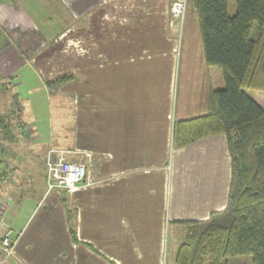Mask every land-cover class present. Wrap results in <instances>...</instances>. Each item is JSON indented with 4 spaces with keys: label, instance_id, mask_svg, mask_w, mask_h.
I'll return each instance as SVG.
<instances>
[{
    "label": "crops",
    "instance_id": "obj_1",
    "mask_svg": "<svg viewBox=\"0 0 264 264\" xmlns=\"http://www.w3.org/2000/svg\"><path fill=\"white\" fill-rule=\"evenodd\" d=\"M171 1L66 0L64 5L56 0V13L64 14L60 20L48 13L39 19L32 5L25 12L15 4L13 15L4 8L5 33L18 31L16 39L39 40L32 57L19 50L26 58L12 76L27 67L44 86L62 72L75 76L50 90L63 96H58L60 105L70 106L73 127L66 142L50 144L45 156L54 148L87 164L77 189L46 193L45 187L21 227L14 229L6 220L18 233L11 264H165L169 226L182 239L181 221L205 220L225 207L231 176L225 135L175 147L173 123L188 117L176 118L169 106L154 109L163 89L169 98L173 84ZM62 35L64 61L56 68L54 47L43 55L40 50L43 42ZM22 119L28 133L36 130L32 118ZM15 129L21 136L19 126ZM33 134L32 140L37 138ZM11 173L14 181L4 187L8 199L23 188Z\"/></svg>",
    "mask_w": 264,
    "mask_h": 264
},
{
    "label": "trees",
    "instance_id": "obj_2",
    "mask_svg": "<svg viewBox=\"0 0 264 264\" xmlns=\"http://www.w3.org/2000/svg\"><path fill=\"white\" fill-rule=\"evenodd\" d=\"M187 2L197 19L205 63L221 68L224 87L208 91L205 113L174 121L172 143L183 147L223 133L231 176L223 209L205 220L180 222L183 235L175 261L228 264V257L250 255L249 264H264V108L245 91L264 90V0H236L233 15L227 13L226 0ZM254 23L256 38L250 36ZM74 77L62 72L45 83L53 88ZM11 114L0 113V131L9 139L14 138ZM70 231L74 234L72 220Z\"/></svg>",
    "mask_w": 264,
    "mask_h": 264
},
{
    "label": "rangeland",
    "instance_id": "obj_3",
    "mask_svg": "<svg viewBox=\"0 0 264 264\" xmlns=\"http://www.w3.org/2000/svg\"><path fill=\"white\" fill-rule=\"evenodd\" d=\"M59 1L65 5L66 0ZM15 4L23 11H27L29 5L35 9L38 8L37 10L41 14L39 19L42 20L46 13L52 19L53 17L58 20L64 18L63 13H56L60 11L57 9L60 5L58 2L56 3V0H0V113L12 111L13 114L8 116L12 119V133L14 134V138L9 139L4 137L3 131H0V168L4 167L10 172H14L15 178H18L17 182L20 181L19 186L22 185L23 187L22 193L17 192L15 197L9 198L6 220L14 224H11L14 229L21 227L24 219L35 206L36 197L46 187L42 177L45 149L50 144L65 143V134L68 135L73 127L70 118V106L65 108L64 104L60 105L58 103L60 94L51 93L52 87L44 86L43 81L39 82L37 73L34 74L30 68L23 67L14 73V76L11 74L13 68L23 66V60L26 58L24 54L28 58L34 55V49L38 47L36 45L39 43L38 38L31 40L28 38L29 36L16 39L20 34L18 31L5 33L8 27L5 28L6 31L4 27L8 24L2 23L4 8L6 12L13 15L17 12ZM226 6L228 15H233L236 9V0H226ZM168 11L171 18L170 24L174 26L173 36L175 37L173 38L175 49L173 84L169 98L166 97V91L163 89L160 94L161 100L154 103V109L164 111L169 106L170 113L174 114L176 118L190 117L205 112L206 91L210 87L213 89L223 88L224 79L219 66L207 65L204 61L198 23L190 3L186 0L182 18L173 16L170 12V5ZM16 18L14 15L13 19L16 20ZM9 33L11 39L7 38ZM257 33V23H254L250 36L256 38ZM44 43L41 45L40 51L42 52L40 54L43 55L54 47L53 53L54 56L57 55L58 60L56 59V61L58 62H54L53 66L56 68L62 66L65 47L64 35L55 42L54 40L48 42V46ZM19 50L24 54L21 55ZM6 53L14 54V57L8 58ZM46 72L48 73L49 70H45ZM8 77H11L12 80ZM10 81L12 82L11 85ZM245 91L264 108V90L249 88ZM59 97L62 98L63 96ZM139 104L141 107L143 106L140 101ZM17 117L21 118L18 120ZM22 117L26 120L32 118V125H36V130H33L36 132V139L32 140L30 137V135H34L33 131L29 133L18 132L22 135H16L15 127L20 125L19 128L21 129V124L25 122ZM170 163L171 156L168 155L169 167ZM10 166H13L12 168L16 169L17 172L13 171ZM166 235L167 251H164V262L165 264H176L174 256L178 243L181 241V234L179 233L180 236L178 237L177 232H173L172 227L169 226ZM227 261L228 264H249L251 257L250 255L231 256L227 258ZM10 262L8 264H11Z\"/></svg>",
    "mask_w": 264,
    "mask_h": 264
},
{
    "label": "built area",
    "instance_id": "obj_4",
    "mask_svg": "<svg viewBox=\"0 0 264 264\" xmlns=\"http://www.w3.org/2000/svg\"><path fill=\"white\" fill-rule=\"evenodd\" d=\"M186 0H174L170 4L173 16L182 18ZM180 18V19H181ZM21 131L27 132L29 126L21 124ZM87 155H90L88 152ZM87 164L81 159H71L64 150L51 148L47 151L44 161V180L46 193L54 190L72 191L83 183ZM12 173L7 168L0 169V264H8L15 255V244L18 233L6 222L9 199L4 195V187L12 183Z\"/></svg>",
    "mask_w": 264,
    "mask_h": 264
}]
</instances>
